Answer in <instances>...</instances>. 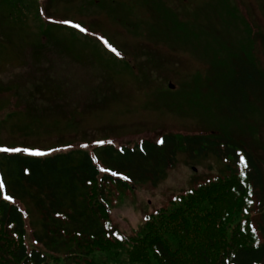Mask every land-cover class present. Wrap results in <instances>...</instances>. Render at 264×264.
<instances>
[{
    "label": "trees",
    "instance_id": "1",
    "mask_svg": "<svg viewBox=\"0 0 264 264\" xmlns=\"http://www.w3.org/2000/svg\"><path fill=\"white\" fill-rule=\"evenodd\" d=\"M4 1L21 17L37 8V0ZM219 1L211 9L230 18L215 19L212 36L161 3L160 13L153 12L160 40L207 60L206 73L182 82V98L168 107L201 118L199 132L43 155L0 151V264H264V146L245 130L257 104L264 107V69L256 61L252 27L241 20L247 35H234L237 8ZM167 31L178 35L166 40ZM257 37L264 45V34ZM181 152L193 161L215 157L226 169L195 181L148 212L132 233L123 232L112 218L114 204L138 185L158 186ZM25 201L40 215L33 242L20 205Z\"/></svg>",
    "mask_w": 264,
    "mask_h": 264
},
{
    "label": "rangeland",
    "instance_id": "2",
    "mask_svg": "<svg viewBox=\"0 0 264 264\" xmlns=\"http://www.w3.org/2000/svg\"><path fill=\"white\" fill-rule=\"evenodd\" d=\"M229 2L237 8L239 21L232 24L233 34L247 35L241 27V20H246L255 35L256 61L264 69V45L257 37L264 34V0ZM160 3L179 21L198 25L211 36L210 24L229 17L215 15L211 9L219 0H37V8L32 7L27 17L12 14L0 0L1 147L33 152L92 150L103 143L159 140L170 131L199 132L201 118L168 107H176L182 98V82L206 73L207 60L202 53L160 40V18L153 16L160 13ZM174 34L167 31L164 38L172 40L178 35ZM245 130L264 146L262 105L257 104ZM61 139L65 142L55 146ZM225 169L226 162L215 157L193 161L181 152L158 186L141 184L122 194L114 204L113 221L123 232L132 233L148 212L195 181ZM20 205L28 213L29 241L33 242L39 212L28 201Z\"/></svg>",
    "mask_w": 264,
    "mask_h": 264
},
{
    "label": "snow or ice",
    "instance_id": "3",
    "mask_svg": "<svg viewBox=\"0 0 264 264\" xmlns=\"http://www.w3.org/2000/svg\"><path fill=\"white\" fill-rule=\"evenodd\" d=\"M74 27H77V28H79L80 26L79 25H73ZM81 31H84V29H80ZM107 43V42H106ZM109 47H111L110 45H109ZM112 51H116L114 48L112 49ZM0 151H9V149H0ZM13 151H20V149H14ZM25 151H27V150H25ZM32 154H34V155H43L44 153H41V152H35V153H32ZM3 188V184L2 183H0V189H2Z\"/></svg>",
    "mask_w": 264,
    "mask_h": 264
},
{
    "label": "water",
    "instance_id": "4",
    "mask_svg": "<svg viewBox=\"0 0 264 264\" xmlns=\"http://www.w3.org/2000/svg\"><path fill=\"white\" fill-rule=\"evenodd\" d=\"M170 87H172V88H173V87H174V84H173V83H170Z\"/></svg>",
    "mask_w": 264,
    "mask_h": 264
}]
</instances>
